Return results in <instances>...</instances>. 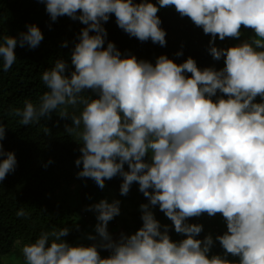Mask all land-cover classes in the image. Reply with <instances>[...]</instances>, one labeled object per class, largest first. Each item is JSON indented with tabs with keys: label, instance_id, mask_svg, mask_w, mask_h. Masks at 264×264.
<instances>
[{
	"label": "clouds",
	"instance_id": "obj_1",
	"mask_svg": "<svg viewBox=\"0 0 264 264\" xmlns=\"http://www.w3.org/2000/svg\"><path fill=\"white\" fill-rule=\"evenodd\" d=\"M41 2L52 21L68 16L84 25L71 53L74 70L69 74L68 61L57 59L42 73L47 90L38 102L26 100L14 115L27 126L60 110L71 120L65 132L82 145L75 161L83 165L78 177L103 189L119 175L122 195L137 183L148 202L140 205L143 226L116 240L108 224L120 214L121 202L102 199L88 209L97 213L100 243L69 244L62 239L67 227L42 231L23 246L25 264H264V0ZM165 7L211 35L208 51L215 60L225 58L222 69H201L192 57L177 63L166 54L153 64L122 55L114 42L105 47L104 24L112 15L129 36L166 46L158 15ZM242 26L253 30L250 40L216 46L217 36L238 39ZM42 40L35 24L18 38L0 34L3 70L15 63L18 45L34 49ZM88 91L95 98L85 95ZM81 105L79 115H69V107ZM6 128L0 123V182L17 166L15 153L4 149ZM157 205L184 239L172 240L169 226L152 210ZM204 214L226 221L227 231L215 237L223 255H210L213 236L198 239L203 225L187 222ZM16 215L29 213L21 208ZM101 248L111 254L101 257Z\"/></svg>",
	"mask_w": 264,
	"mask_h": 264
},
{
	"label": "trees",
	"instance_id": "obj_2",
	"mask_svg": "<svg viewBox=\"0 0 264 264\" xmlns=\"http://www.w3.org/2000/svg\"><path fill=\"white\" fill-rule=\"evenodd\" d=\"M158 15L162 20L161 27L166 31V46L151 40L141 42L129 36L118 27L112 15L104 24L107 29L105 47L107 42H114L122 55H135L153 64L160 55L166 54L177 63L192 57L201 69L214 67L219 70L225 66L224 57L215 60L209 54L211 35H205L203 29L189 18L181 17L173 7L161 8ZM30 24L38 25L43 32L39 46L33 49L18 45L15 49L17 59L8 71L3 70L0 59V123L7 127L3 145L5 151H13L17 158L15 171L0 182V264H25L23 246L34 242L42 231L54 228H69V234L62 238L69 244L89 245L86 236L97 237V233L85 208L105 197L109 189L125 200V212L133 214L126 228L139 230L143 226L140 205L148 202L137 183L131 186L127 195H122L123 178L119 175L106 180L103 189L91 178L78 177L83 165L77 167L75 161L81 156L82 145L77 141L78 137L65 132V125L71 124V120L62 118L60 110L54 111L50 119L42 118L27 126L21 125V118L14 115L13 110L22 109L26 100L38 102L47 90L41 79L42 73L53 67L57 59L68 61L69 74L74 70L71 53L84 27L80 21L68 16L52 21L46 3L41 0H0V34L18 38ZM215 43L219 48L231 47L229 38L221 41L217 36ZM181 51L183 54L177 56L176 53ZM85 95L96 96L91 91ZM220 95L218 92L215 98ZM256 100L261 102L260 97ZM82 107H69V115H79ZM45 129H48L47 133ZM150 155L146 159H150ZM127 167L125 165L126 170ZM21 208L29 215L18 217L16 213ZM155 208L156 212L154 208L152 210L156 218L161 224L168 225L165 220L168 218L159 206ZM198 224L205 227L204 221ZM213 228L220 229L217 225ZM182 239L183 234L172 237L174 241Z\"/></svg>",
	"mask_w": 264,
	"mask_h": 264
},
{
	"label": "rangeland",
	"instance_id": "obj_3",
	"mask_svg": "<svg viewBox=\"0 0 264 264\" xmlns=\"http://www.w3.org/2000/svg\"><path fill=\"white\" fill-rule=\"evenodd\" d=\"M230 44H231V46H233L231 40H230ZM102 199H107L109 202H111L113 200H119L121 202L120 203V208H121L120 214L118 216L114 217V219L111 220L109 222V224H108V231L109 232H113L114 234L117 235L118 232L121 230V228H123V230H122L123 233L131 235V234H133V233H135L137 231V230H135L132 227L126 228V225L130 224L131 219L133 217V214L125 212V210H124V208H125V200L123 198L118 196L113 189H109L107 191L106 196L103 197ZM102 199H100L99 201H101ZM85 209L87 210L88 214L90 215V223H91V225L93 226V228L96 229V224L98 223V221H97V213L94 210H88L89 208H87V207ZM196 218L198 220V223H200V222L202 223L203 221L205 222V227H203V231L199 234V236L197 238L198 239H203L207 235L211 234L213 236V239H214V245H213V247L211 249L210 255H215V254L223 255V253H224L223 248L221 247L219 241L215 240L216 236L223 235L227 231V224H226V221L224 220V218L222 217V215L217 214L216 216L209 217L207 214H204V215H201L200 217H196ZM165 220H167L166 224L169 225V233H170L171 238L174 235H178V233L175 232L174 225H172L170 220L169 219H165ZM209 220L212 223L208 222ZM163 224H161V225H163ZM214 225H217L220 229L219 230L214 229L213 228ZM119 235H121V234H118L116 237L119 238L118 237ZM93 236H95V235H93ZM87 237L88 236H86L85 240H86V242L89 245L92 244V243H100V237L98 236V234H97L98 238L96 237L95 241L89 240V239H87ZM112 237H113V239L115 238L114 235H112ZM184 238H185V236H184ZM228 259H230V260H238L239 258L238 257H232L231 255H229Z\"/></svg>",
	"mask_w": 264,
	"mask_h": 264
},
{
	"label": "crops",
	"instance_id": "obj_4",
	"mask_svg": "<svg viewBox=\"0 0 264 264\" xmlns=\"http://www.w3.org/2000/svg\"><path fill=\"white\" fill-rule=\"evenodd\" d=\"M242 28H243V26H242ZM253 36H254L253 30L247 29V28H243V29H241V36L238 39L230 38V40H231V42H232V44L234 46V45L240 44V43H242V42H244L246 40H250ZM187 222L188 223H197L198 224V220H197L196 217L195 218L193 217V218L189 219ZM122 230H123V228H121V230L118 232V234L123 233ZM109 233L111 235H114L115 236L114 239H116V240L119 239V238L116 237L118 234L116 235L113 232H109ZM118 237H120V235ZM110 254H111L110 253V250L103 249V248L100 249V255H101V257H106V256H109ZM228 258H229V256H228Z\"/></svg>",
	"mask_w": 264,
	"mask_h": 264
}]
</instances>
